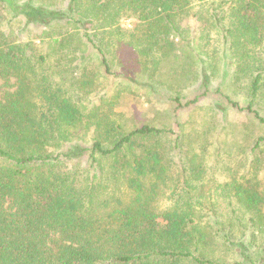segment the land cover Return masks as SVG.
<instances>
[{
    "label": "trees",
    "instance_id": "1",
    "mask_svg": "<svg viewBox=\"0 0 264 264\" xmlns=\"http://www.w3.org/2000/svg\"><path fill=\"white\" fill-rule=\"evenodd\" d=\"M212 30L223 59L214 88L200 46ZM111 36L150 77L165 61L173 79L197 66L193 97L169 98L175 122L178 110L211 95L222 119L230 108L264 126V0H0V264H264L259 167L231 172L217 201L203 202L192 182L200 153L186 164L182 129L170 146L177 175L162 149L174 131L164 125L117 131L106 118L86 121L93 135L77 139L85 111L60 80L75 69L87 77L93 58L114 75ZM118 76L134 81L127 71ZM229 77L243 78V103L222 88ZM153 85L139 78L152 94ZM263 146L259 135L245 153L261 156ZM110 184L123 189L115 205ZM161 192L172 202L163 208L155 204Z\"/></svg>",
    "mask_w": 264,
    "mask_h": 264
},
{
    "label": "rangeland",
    "instance_id": "2",
    "mask_svg": "<svg viewBox=\"0 0 264 264\" xmlns=\"http://www.w3.org/2000/svg\"><path fill=\"white\" fill-rule=\"evenodd\" d=\"M191 22L192 20H186L184 26L188 25L191 28ZM121 23L125 29L131 30L133 27V21L130 18L123 19ZM115 39L111 36L107 46L114 75H106L96 58H93L88 64L87 77L80 74V69H75L67 72L60 80L67 95L85 111V116L88 118V120L83 119V127L78 130L77 137L79 138L77 139H82L85 144L90 141L88 137H92L95 126L91 124L88 129L85 128L84 122L86 121H99L105 125L106 118L119 128L117 131H129L142 124L164 125L174 131L173 134L167 136V139H162V149L170 157L173 156L171 171L177 175L181 160L177 153L170 150V146L172 138L175 137L177 131L182 129L186 135L183 139L184 147H182L184 155L187 156L186 164L192 158V153H200L194 156L195 173L199 175V178L194 177L195 180H192L198 188L197 192L200 193L202 190L204 193L200 201L218 199L216 192L220 184L229 178L231 172L239 176L250 170L252 166L259 167L258 177L262 178L264 188V148L261 156L253 154L247 156L245 153L248 145L257 136L264 135V126L254 123L245 113L230 108L227 109L226 117L222 119L221 112L212 109L211 95H205L194 106L178 110L175 122L172 118V101L169 98L174 95L184 98L193 97L200 86L197 66L193 64L192 67L196 68V72L193 73L190 67L184 65L185 71H179L183 77L173 79L171 77L174 76H170L167 71L168 64L165 61L160 63L155 74L150 77L143 68V72L139 71V63L135 60L137 59L136 53H132L126 45L116 43ZM219 41L218 35L212 30L209 44L200 45L204 51H208L205 59L207 72L210 74L211 88H214L221 79L223 59L217 58V51L215 50L216 53H214L213 50V47L217 50L220 48ZM123 71H127L134 81L118 76ZM231 77L225 81L222 88L224 87L225 92L231 97L243 103L246 90L243 78L235 80ZM139 78L149 80L154 84L153 86L157 89L153 91L154 94L150 89L145 90V87H139ZM260 105H264V101H260ZM221 122L225 124L224 128L220 127ZM109 186L110 198L108 200L110 205H115L117 204L116 195H122L123 189L118 191L112 184ZM162 189L164 191L167 188L162 187ZM128 196L125 193L123 200L127 201ZM171 203V200L167 198V193L162 192L155 201L160 208Z\"/></svg>",
    "mask_w": 264,
    "mask_h": 264
}]
</instances>
